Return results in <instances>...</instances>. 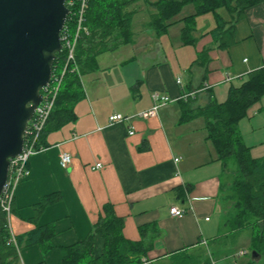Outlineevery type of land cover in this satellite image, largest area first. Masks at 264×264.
Returning a JSON list of instances; mask_svg holds the SVG:
<instances>
[{"label":"crops","instance_id":"crops-1","mask_svg":"<svg viewBox=\"0 0 264 264\" xmlns=\"http://www.w3.org/2000/svg\"><path fill=\"white\" fill-rule=\"evenodd\" d=\"M142 2L145 7L131 26L134 42L98 56L99 69L81 78L85 98L75 106L76 120L50 132L45 149L30 159V176L16 190L9 228L17 238L38 225L53 224L54 247L46 255L37 245L22 247L18 264H63L62 249L86 239L108 204L124 220L128 240L141 239L140 227H157L153 249L142 264H172L183 253L203 262L213 258L216 264H264V253L249 259L246 249H254L264 222L233 233L226 228L233 215L234 162L226 170L218 159L203 118L182 122L180 100L195 93L193 108L224 103L231 86H240L250 72L264 67V2L237 23L235 43L225 49L209 33L216 20L209 30L196 28L194 45H183L182 32L178 42L164 41L173 25L157 36L150 24L155 9L145 1L130 9L137 10ZM219 14L231 20L225 10ZM205 49L211 51L204 63L198 56ZM155 93L170 102L156 117L141 118V112L153 107ZM114 113L131 119L111 124ZM237 129L251 156L263 158L264 96ZM63 152L73 157L68 169L60 165ZM97 163L103 167L93 169ZM55 193L61 199L36 219L35 205ZM173 207L186 212L173 217ZM103 247L104 240L97 237L95 254ZM241 251L247 253L241 256Z\"/></svg>","mask_w":264,"mask_h":264},{"label":"trees","instance_id":"trees-1","mask_svg":"<svg viewBox=\"0 0 264 264\" xmlns=\"http://www.w3.org/2000/svg\"><path fill=\"white\" fill-rule=\"evenodd\" d=\"M145 1L155 9L151 13V27L157 36L166 34L177 23L173 19L187 5L195 7V13L181 21L186 23L182 30L183 45H194L197 17L212 13L217 25L209 33L218 48H228L235 43L237 23L246 17L247 11L262 4L264 0H89L86 11L85 26L76 48V61L67 69L58 93L54 109L42 131L38 147L46 146V136L76 120L75 106L85 98L81 78L99 69V55L113 52L120 46L134 42L131 26L138 10L130 9L132 5ZM73 8V7H72ZM74 10V9H73ZM225 10L231 17L225 21L219 14ZM67 26L74 31L72 16ZM208 34V33H207ZM205 35V34H204ZM203 35V36H204ZM211 49L203 50L198 58L202 62ZM65 52L57 55L54 71L60 72L65 63ZM264 96V67L249 73L240 86H231L224 103L211 101L205 107L193 108L192 100L181 101L182 122L196 118L206 121L207 138L216 148L218 159L226 166L232 160L235 169L231 171V201L233 215L226 221L228 233L244 229H253L264 222V157L253 158L250 148L243 142L237 124L247 116L248 110ZM61 199L60 194H51L42 198L35 205L36 219L44 209ZM102 215L93 230L83 241L62 249L63 264H142L147 262L148 253L153 249L157 227L148 225L140 227L141 239L131 241L123 233L124 220L118 217L111 204L104 206ZM55 236L53 224L38 225L25 236L15 238L13 242L8 218L0 213V264H18L22 247L37 245L46 255L54 247ZM97 237L104 240L101 254H95ZM257 255L264 253V229L254 239ZM210 264L207 258L194 259L187 253L174 257L172 264Z\"/></svg>","mask_w":264,"mask_h":264},{"label":"water","instance_id":"water-1","mask_svg":"<svg viewBox=\"0 0 264 264\" xmlns=\"http://www.w3.org/2000/svg\"><path fill=\"white\" fill-rule=\"evenodd\" d=\"M67 2L0 0V192L62 52Z\"/></svg>","mask_w":264,"mask_h":264},{"label":"built area","instance_id":"built-area-1","mask_svg":"<svg viewBox=\"0 0 264 264\" xmlns=\"http://www.w3.org/2000/svg\"><path fill=\"white\" fill-rule=\"evenodd\" d=\"M67 5L70 9L67 21L72 16L74 31L67 26L66 21V24L61 32L62 52L64 51L66 56L63 69L59 73L53 70L51 83L42 92V103L36 108L35 115L30 121L26 131L23 151L16 158L10 160L9 176L2 191L0 192V213L2 212L7 216L8 222L12 213L16 190L19 184L30 176V169L28 168V165L31 157L39 151L45 149L44 146L38 147L40 135L45 129L48 119L54 109L67 69L76 61V48L80 35L82 32H87L85 21L89 0H68ZM177 84L183 86L181 78L177 79ZM194 97L195 93L184 94L180 100L187 102L192 100ZM152 99L154 102L153 107L150 110L141 112L139 114L141 118L148 119L156 117L158 115L159 108L170 102L169 97L161 96L158 93L153 94ZM130 119L131 117H126L120 113H114L110 116L109 122L111 124L123 123L124 121H129ZM134 133L135 131L133 128L130 131V135H133ZM72 160L73 157L70 153H61L60 165L63 169H68L72 164ZM178 160L179 159H176V162H178ZM102 167V163H97L93 166V169H101ZM185 212V210L177 207H173L171 209V215L173 217H181L185 214ZM12 239L13 242L17 244L13 235ZM245 254L246 252L244 251L239 253L241 256ZM210 264H216V261L211 258Z\"/></svg>","mask_w":264,"mask_h":264},{"label":"rangeland","instance_id":"rangeland-1","mask_svg":"<svg viewBox=\"0 0 264 264\" xmlns=\"http://www.w3.org/2000/svg\"><path fill=\"white\" fill-rule=\"evenodd\" d=\"M138 4L136 5V8L138 11L142 7H145L143 2L140 3L139 7H138ZM194 13H195V7L193 5L185 6L183 8V10L173 19V21H176L177 23L174 24L170 28L169 35H168V37L165 38L164 41H167V39H169V41L171 40L172 43L178 42V39L181 38L182 30L186 26V23L184 21H181V20H183L184 18H186L190 15H193ZM144 15L145 14H142L141 16H139V19L144 18ZM213 26H215V19H214V16L212 13H208V14L197 17V22H196V26H195L197 29L209 30V29L213 28ZM245 235H247V234H245ZM243 246H239V248H241ZM246 249L248 250V258L251 259V257H253V253L255 252V250L253 249V246H250V245H247Z\"/></svg>","mask_w":264,"mask_h":264}]
</instances>
